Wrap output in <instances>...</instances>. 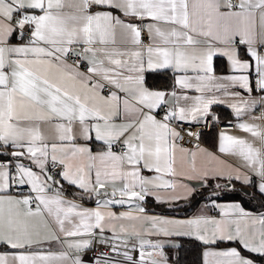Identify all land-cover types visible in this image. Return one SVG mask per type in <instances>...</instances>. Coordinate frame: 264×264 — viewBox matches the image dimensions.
Wrapping results in <instances>:
<instances>
[{"label": "snow or ice", "instance_id": "1", "mask_svg": "<svg viewBox=\"0 0 264 264\" xmlns=\"http://www.w3.org/2000/svg\"><path fill=\"white\" fill-rule=\"evenodd\" d=\"M0 264H264V0H0Z\"/></svg>", "mask_w": 264, "mask_h": 264}, {"label": "crops", "instance_id": "2", "mask_svg": "<svg viewBox=\"0 0 264 264\" xmlns=\"http://www.w3.org/2000/svg\"><path fill=\"white\" fill-rule=\"evenodd\" d=\"M226 116V120H229L230 119V116L226 115L225 113H221V119L222 121L225 120L224 117Z\"/></svg>", "mask_w": 264, "mask_h": 264}, {"label": "built area", "instance_id": "3", "mask_svg": "<svg viewBox=\"0 0 264 264\" xmlns=\"http://www.w3.org/2000/svg\"><path fill=\"white\" fill-rule=\"evenodd\" d=\"M223 124H227L228 123V121H223L222 122ZM225 131H228L229 129H224Z\"/></svg>", "mask_w": 264, "mask_h": 264}, {"label": "trees", "instance_id": "4", "mask_svg": "<svg viewBox=\"0 0 264 264\" xmlns=\"http://www.w3.org/2000/svg\"><path fill=\"white\" fill-rule=\"evenodd\" d=\"M224 119H225V120H223V121H228V120H226V116L224 117ZM221 121H222V119H221ZM223 121H222V122H223Z\"/></svg>", "mask_w": 264, "mask_h": 264}]
</instances>
